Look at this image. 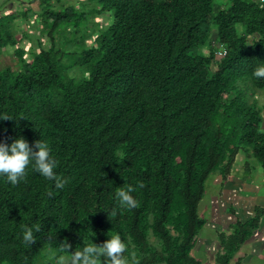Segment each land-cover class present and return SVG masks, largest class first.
Masks as SVG:
<instances>
[{
    "label": "trees",
    "instance_id": "1",
    "mask_svg": "<svg viewBox=\"0 0 264 264\" xmlns=\"http://www.w3.org/2000/svg\"><path fill=\"white\" fill-rule=\"evenodd\" d=\"M88 13H41L40 37L21 36L25 50L16 23L0 19V55L13 49L17 65L0 62V114L14 119L0 120V143L46 140L67 180L56 189L31 168L16 186L0 178V264H54L64 241L72 253L82 238L99 246L117 233L137 264H202L191 252L208 177L225 183L239 155L264 172V105L254 99L264 78L253 75L264 62V0H96ZM102 14L110 22L91 45L79 32ZM128 186L136 207L110 215ZM262 218L254 207L229 235L218 232L214 264H239ZM33 223L26 246L21 226Z\"/></svg>",
    "mask_w": 264,
    "mask_h": 264
},
{
    "label": "clouds",
    "instance_id": "2",
    "mask_svg": "<svg viewBox=\"0 0 264 264\" xmlns=\"http://www.w3.org/2000/svg\"><path fill=\"white\" fill-rule=\"evenodd\" d=\"M226 54L223 45L216 46L214 52L215 60H220ZM253 75L257 78H264V62H261L254 70ZM0 120H14L9 116L0 114ZM35 149V151L33 150ZM56 159L51 155V148L46 140L40 139L30 147L23 137L15 138L10 145L0 143V178L12 186L23 182L27 175V169L43 177L45 180L53 181L56 189H62L67 183L56 175ZM142 187V185H140ZM134 188H119L115 194L117 206L111 209L110 215L115 216L119 209H131L136 207L137 201L133 198ZM22 242L29 246L35 241V232L39 225L33 223L31 227L21 226ZM87 232H91L88 230ZM90 237L83 239L84 247L70 253L71 245L64 241L56 245V255L52 257L55 264H137L134 259L135 253L130 258L122 254L128 250L129 242L122 241L120 234H113L104 243L97 246L92 243Z\"/></svg>",
    "mask_w": 264,
    "mask_h": 264
},
{
    "label": "rangeland",
    "instance_id": "3",
    "mask_svg": "<svg viewBox=\"0 0 264 264\" xmlns=\"http://www.w3.org/2000/svg\"><path fill=\"white\" fill-rule=\"evenodd\" d=\"M0 2L2 3L3 1L0 0ZM21 3L22 2H19L17 0H15L13 3L14 4L13 15H15L16 17L15 20H17V18H19L20 16L23 19H28L30 17H33L32 18L33 20L38 21L39 13H43L49 9L55 12H59L69 7L79 11L80 13L84 14V16H86L87 19H89L88 10L94 8L96 4V0H51V1L36 0V2L34 3L30 2L31 4L28 3L25 5H21ZM2 18H4V20L8 19V21H12L13 23H16V21L14 22L13 16L11 15H5ZM109 22H110V17L107 14L106 15L102 14L98 17H95L94 20H90L86 24V28H87L86 32L83 31V34L79 32V35L81 36L85 35L86 37L88 36L86 40L88 39L89 41L87 42L93 45L92 42L94 41L97 33H99L100 30H103L108 25ZM20 25L22 28V23H20ZM34 27L37 28V25L34 24ZM82 27H84V25H82ZM72 31L73 30H71V28L70 30H66V31L63 29L59 31L60 34H58V37L67 36V35L71 36L73 34ZM17 35L20 37V35L22 36L23 34L20 31ZM57 40L58 39H55V42ZM42 43L44 44V42ZM80 46L81 44H79V47ZM57 48L61 49L64 52H68L69 50L72 49L70 42L67 43L63 42L59 44ZM13 51H14L13 49L7 48L4 50L5 52L4 54L6 55H2V56L0 55L1 68L10 67L12 70L17 69V65L15 62L16 59L14 58V54H11V52ZM202 53L205 56L208 55L207 51L205 50H202ZM69 75L70 77L76 76L80 78V74H78L77 71H70ZM262 97H264V90L255 92L254 99L256 100V103L259 107L264 105L262 102ZM245 163L248 164L249 166L248 170L249 172H251L253 170L252 162L250 161L247 162L242 155H239L235 162V164H239V165L240 164L244 165ZM224 185L221 184V181L217 175L209 176L205 183L203 198L199 203L198 216L199 218L205 221V226L197 239L196 245L193 251L191 252V256L195 259L200 260L202 264H214V257L217 250V244L215 243L216 233L223 232L226 235L230 234V228L232 224L229 226H227L226 224V218L228 217L227 213L225 211L224 212L220 211L221 213L220 212L217 213L216 211L217 208H215L212 201L213 198L217 199L218 194L221 191V187H224ZM259 201L260 200L256 202L257 206H259L260 204L258 203ZM222 209H226V208L223 207ZM236 261H239V264H264V249L252 253L251 245L247 241L240 247L237 254H235L232 263ZM52 262L55 264V261Z\"/></svg>",
    "mask_w": 264,
    "mask_h": 264
},
{
    "label": "crops",
    "instance_id": "4",
    "mask_svg": "<svg viewBox=\"0 0 264 264\" xmlns=\"http://www.w3.org/2000/svg\"><path fill=\"white\" fill-rule=\"evenodd\" d=\"M0 2V19L5 15L14 14V1L15 0H1ZM22 2L21 5L34 3L36 0H17ZM16 13V12H15ZM41 15V13H39ZM30 17L23 19L19 16L16 20V39L17 47L25 50L26 47L30 48L28 40H23L17 35L20 31L22 34L27 33L32 36L33 39L39 38V29L34 27L37 21ZM20 23H22V28ZM39 28V26H38ZM24 30V31H23ZM35 45L33 44V47ZM6 47L5 49H7ZM13 54V52H11ZM264 104V97H262ZM252 171L244 169L243 164H235L232 167L231 173L223 183L224 187H221V191L218 194L217 199H212L217 213L226 212V224L227 226L233 225L235 222H244L247 220L253 212L254 207H264V172L254 165L252 162ZM243 168V169H242ZM222 184V183H221ZM261 198V199H260ZM259 206L256 205V202ZM213 206V208H214ZM225 207L226 209H222ZM220 212V213H221ZM218 215V214H217ZM222 223V221H221ZM219 224V223H218ZM217 235V233H216ZM216 237V236H215ZM216 240V239H215ZM251 245V252L260 251L264 249V218L261 219L258 231L248 240ZM216 243V242H215Z\"/></svg>",
    "mask_w": 264,
    "mask_h": 264
}]
</instances>
